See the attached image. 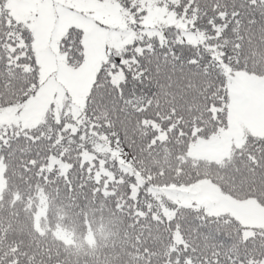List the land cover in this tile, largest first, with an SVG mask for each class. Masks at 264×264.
I'll return each mask as SVG.
<instances>
[{
  "label": "snow or ice",
  "instance_id": "snow-or-ice-1",
  "mask_svg": "<svg viewBox=\"0 0 264 264\" xmlns=\"http://www.w3.org/2000/svg\"><path fill=\"white\" fill-rule=\"evenodd\" d=\"M200 138L229 145L214 178L143 159ZM10 160L110 203L127 264H264V223L195 190L264 212V0H0Z\"/></svg>",
  "mask_w": 264,
  "mask_h": 264
},
{
  "label": "trees",
  "instance_id": "trees-1",
  "mask_svg": "<svg viewBox=\"0 0 264 264\" xmlns=\"http://www.w3.org/2000/svg\"><path fill=\"white\" fill-rule=\"evenodd\" d=\"M183 151L173 145L169 153L143 159L166 170L164 177H157L161 182L173 175L171 169L188 174L181 180L196 173L209 178L221 174L217 160L193 157L188 150L177 160L176 153ZM1 174L0 264H127L123 218L110 203L101 208L102 202L90 195L85 201L75 193L69 199L62 180L53 184L37 179L11 160L2 165Z\"/></svg>",
  "mask_w": 264,
  "mask_h": 264
},
{
  "label": "rangeland",
  "instance_id": "rangeland-1",
  "mask_svg": "<svg viewBox=\"0 0 264 264\" xmlns=\"http://www.w3.org/2000/svg\"><path fill=\"white\" fill-rule=\"evenodd\" d=\"M228 149L229 145L223 138H213L208 141L200 138L188 145V153L191 156L217 161L227 155ZM1 172L2 165H0V189L3 186ZM195 190L200 192L204 199L217 201L221 210L235 211L245 222L264 223V212L260 211L257 205L247 202L240 203L222 196L219 189L209 180L198 184Z\"/></svg>",
  "mask_w": 264,
  "mask_h": 264
}]
</instances>
